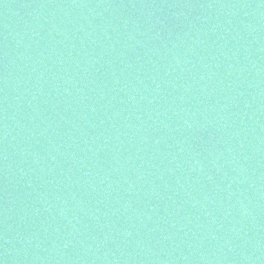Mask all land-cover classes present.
I'll use <instances>...</instances> for the list:
<instances>
[{
    "label": "water",
    "instance_id": "1",
    "mask_svg": "<svg viewBox=\"0 0 264 264\" xmlns=\"http://www.w3.org/2000/svg\"><path fill=\"white\" fill-rule=\"evenodd\" d=\"M2 264H264V0H0Z\"/></svg>",
    "mask_w": 264,
    "mask_h": 264
},
{
    "label": "snow or ice",
    "instance_id": "2",
    "mask_svg": "<svg viewBox=\"0 0 264 264\" xmlns=\"http://www.w3.org/2000/svg\"><path fill=\"white\" fill-rule=\"evenodd\" d=\"M0 264H2V262H0Z\"/></svg>",
    "mask_w": 264,
    "mask_h": 264
}]
</instances>
